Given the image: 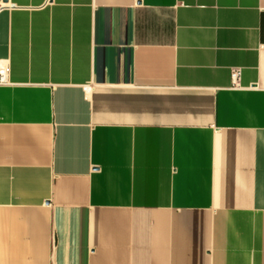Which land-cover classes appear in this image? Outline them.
<instances>
[{
    "label": "crops",
    "instance_id": "crops-1",
    "mask_svg": "<svg viewBox=\"0 0 264 264\" xmlns=\"http://www.w3.org/2000/svg\"><path fill=\"white\" fill-rule=\"evenodd\" d=\"M0 63V264H264V0H0Z\"/></svg>",
    "mask_w": 264,
    "mask_h": 264
},
{
    "label": "built area",
    "instance_id": "built-area-1",
    "mask_svg": "<svg viewBox=\"0 0 264 264\" xmlns=\"http://www.w3.org/2000/svg\"><path fill=\"white\" fill-rule=\"evenodd\" d=\"M10 65L8 63H0V85L10 83ZM232 78L235 84H238L241 78V69L234 68L232 70Z\"/></svg>",
    "mask_w": 264,
    "mask_h": 264
}]
</instances>
